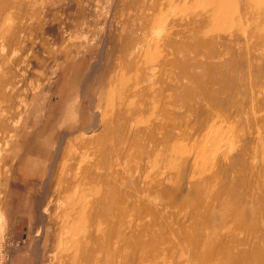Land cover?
Masks as SVG:
<instances>
[{"label": "rangeland", "instance_id": "374dc122", "mask_svg": "<svg viewBox=\"0 0 264 264\" xmlns=\"http://www.w3.org/2000/svg\"><path fill=\"white\" fill-rule=\"evenodd\" d=\"M164 45L174 63L154 72L173 84L184 71L171 119L209 118L225 138L193 152L194 184L172 189L174 207L135 190L139 111L112 107L115 141L93 119L127 54L135 73ZM128 139L134 164L117 184L136 191L133 214L97 192L104 156ZM0 264H264V0H0Z\"/></svg>", "mask_w": 264, "mask_h": 264}, {"label": "bare ground", "instance_id": "6f19581e", "mask_svg": "<svg viewBox=\"0 0 264 264\" xmlns=\"http://www.w3.org/2000/svg\"><path fill=\"white\" fill-rule=\"evenodd\" d=\"M166 45L152 47V54L149 56H145V62L142 66H140V68L135 71V73L133 72L138 65L136 54L133 51V53H131L130 55L127 54V57L124 60V63L126 65L122 67V70L124 71V73L122 74V78L114 80L110 79L109 82H107L105 86H103L102 89L104 91L102 93V97L98 104L95 106L96 109H94V115H92L94 119V125L98 126L100 124L103 131H105L106 140L112 139L115 141V137L117 135L120 136V139H124V134L123 132H121V127L118 123L119 120L118 122L115 121V124H113L109 120L111 112L113 111L112 107H119L121 111H124L126 114H128V112H131V115L133 114V110L139 111V118L143 119V123L140 124V126L142 128H146V133L145 135H143L140 134V132L134 131L133 142L136 141V143L139 142L142 144V150L140 152L141 157L140 162H138V168L143 170L144 176L140 180V183L137 185V188L135 187V190L141 191L143 193H149L153 190V192L159 197L165 198V202L163 201L165 207H174V204L169 201V196L172 189L177 188L178 190L184 191L185 189H183V184L186 181L187 188L191 187L192 184H194L189 180L195 173V169L198 168V163L191 160V155L193 154V152L203 147V149H205V145H207L208 143L211 144L215 141L219 144L224 143L225 138L223 139L220 132L214 131L215 123L209 122V118L200 126L191 127L192 129H188V126L186 127L183 125L184 117L179 116L171 119V114H179L181 113V111H183L184 108V95L182 85L184 79V71L179 68L174 71V74H178V77H180L181 79L174 80L173 84H167V72H165V74L161 72H154L153 66L157 65V63H174L173 57L167 55V51L165 50ZM144 52V49L141 50L140 55ZM150 63L152 67L148 68L147 70V66ZM180 73L182 76L179 75ZM142 77L144 78L145 82H142ZM117 83L119 84V86H117ZM134 83H138V86H143L141 92L135 91L136 93H134L132 96L126 93L125 89H128V87L130 89L131 87H133ZM155 84H157V86H155ZM136 89H138L137 86ZM39 95L41 94L38 93V96ZM36 99L37 98L35 96V101ZM39 100L38 103L40 102ZM145 104L147 105V107ZM110 108L112 110H110ZM195 110L197 111L198 109ZM133 119L134 118L132 117L127 121V125L125 128H132L133 126H136V124L133 125ZM180 125H182V127H180ZM172 127L179 128V130L176 129L177 131L175 130L174 133L170 134V129H172ZM120 132L121 134H119ZM110 134H112V136L109 137ZM130 149L131 142L128 139L125 142L123 141V143L120 144L117 149H115V154L113 155V157L111 156V154L104 156L102 163L103 166L98 173L100 174L98 175L100 186L97 189V192L102 193L103 191H106L109 197H111V195L115 197L116 201L110 202L107 205L110 210L117 209V211H122V209H124V211H128L129 214H133V193H136V191H133V187L128 188L126 186V180L122 181L120 185L117 184V180L120 177L129 174L132 170H130L129 167H132L134 163L130 162L133 164L131 166H128L127 162V156L130 153ZM129 156L131 155L129 154ZM173 162L176 163L174 164V166H176L177 168L174 171H169V168ZM203 166V168L208 167L205 166V164ZM104 172L105 177L101 175ZM152 182L154 185H156L155 187L154 185H149V183ZM188 190L189 189H187V191ZM214 197L215 196L213 195L210 200ZM122 199L127 200L125 206H123L121 203ZM214 210L215 209H213L211 214L215 213ZM114 250H116L115 247ZM89 253L90 252H88V254ZM89 257L91 258V256Z\"/></svg>", "mask_w": 264, "mask_h": 264}]
</instances>
